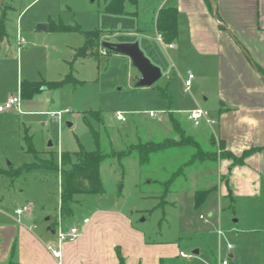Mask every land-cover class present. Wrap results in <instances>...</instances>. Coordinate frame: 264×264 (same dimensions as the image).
Masks as SVG:
<instances>
[{"label": "rangeland", "instance_id": "374dc122", "mask_svg": "<svg viewBox=\"0 0 264 264\" xmlns=\"http://www.w3.org/2000/svg\"><path fill=\"white\" fill-rule=\"evenodd\" d=\"M107 4L108 0H0V23L6 32L0 39V105L18 93L23 81L68 79L33 99H46L49 109L70 110L60 124L48 115L32 113L0 117V165L16 169L39 161L58 164L62 151L80 148L108 154L100 166L103 192L75 194L62 211L59 171L42 166L15 177L0 175V210L13 216L17 207L29 205L38 225H54L67 232L72 225L80 231L84 217L95 208L112 206L147 241L180 245L191 255L189 264H214L222 259L264 264V195L257 201L234 202L221 196L218 162L224 153L220 142L202 126H194L184 113L198 91L193 86L184 92L180 75L188 74L189 64L171 66L163 49L169 44L162 38V46L152 25L144 24L143 7L137 16L107 11ZM127 9L136 10L134 6ZM40 23H48L49 30H38ZM63 26L73 29H57ZM95 29L100 31L99 45L89 51L93 53L77 55L85 44L82 31ZM18 36L25 39L23 45ZM103 42H140L153 62L149 50L154 49L163 60L159 62L164 65L163 76L152 86H138L141 74L131 59L107 51ZM198 100L205 105L204 95H198ZM30 102L23 100L26 108L27 104L31 108ZM151 111L157 116H150ZM119 113L127 120L119 121ZM170 116L179 120L186 134L196 136L205 160H193L195 147L186 145L155 154L148 164L140 163L131 145L180 140ZM123 151L124 156L112 154ZM187 162L182 173L172 177ZM197 191L207 192L200 203H196ZM15 215L24 223L23 215ZM195 245L203 253L195 254Z\"/></svg>", "mask_w": 264, "mask_h": 264}, {"label": "crops", "instance_id": "0c3cea01", "mask_svg": "<svg viewBox=\"0 0 264 264\" xmlns=\"http://www.w3.org/2000/svg\"><path fill=\"white\" fill-rule=\"evenodd\" d=\"M140 7L141 19L152 25L158 40V15L166 8L176 10V39L169 47L159 41L172 67L187 63L188 71L195 75L192 89L194 86L198 91L184 113L188 117L190 110L210 105L209 111L218 122L201 125L208 136L222 142L225 150L237 157L252 150L240 164H234L231 158L220 159L219 191L232 202L240 198L257 201L264 195V0H137L136 10L132 11L137 16ZM139 29L145 31L144 27ZM149 51L156 60L152 62L162 71L164 65L159 62L163 60L158 52ZM180 77L184 84L187 74ZM45 90L49 89L44 87L42 92ZM198 95H204L205 105H201ZM28 101L33 103L31 108L23 104V112H0V117L47 115L53 110L44 98ZM31 212L23 214L22 223L16 213L12 216L0 210V264H120L119 255L125 264H189L191 258L180 256L184 249L176 242L147 241L132 221L112 206H99L89 212L81 222L79 236L64 241L59 240L62 229L38 225ZM195 248L194 252L199 250L195 254L203 253L199 245ZM52 250H60L61 257L54 256Z\"/></svg>", "mask_w": 264, "mask_h": 264}, {"label": "trees", "instance_id": "16d2710c", "mask_svg": "<svg viewBox=\"0 0 264 264\" xmlns=\"http://www.w3.org/2000/svg\"><path fill=\"white\" fill-rule=\"evenodd\" d=\"M137 0H108L106 10L114 13H133L129 11L127 7L135 6ZM68 26L63 28H57L59 31L71 30ZM73 29V28H72ZM76 29V28H75ZM74 29V30H75ZM157 29L162 35L163 41L171 44L177 37V20L176 10L173 8L163 9L157 18ZM85 36V44L79 49L77 55L85 56L88 55L91 49H94L96 45H99L100 31L88 30L82 31ZM6 35L5 29L3 28L2 22L0 23V39ZM107 51H111L106 49ZM68 81L64 79L62 81L46 82L42 81H23L21 82V93L23 100L32 99L35 94L41 93L43 88L47 89L56 88L62 85V83ZM170 122L180 136V140L176 141L172 138L162 142H139L131 145V148L138 152L139 161L141 164H148L152 156L162 151H166L170 148L182 147V146H193L195 151L192 154L193 160L203 161L202 150L199 142L193 137L186 134V131L181 127L179 120L176 117L170 116ZM97 139V136H95ZM220 147L223 149L224 155L221 159L231 158L234 164H240L244 162V158L251 153L252 150L244 152L241 157L235 156L233 153L226 151L222 142ZM113 155L124 156L127 154L126 151L121 153L113 152ZM108 156L101 150L87 151L84 148H80L77 151H62L59 156V163L51 161H39L30 164H26L16 169H2L0 168V174L7 176L19 175L23 170H30L38 167H50L52 169H58L60 175V194H61V210H63L67 204L72 200L75 194H89V193H101L103 192V185L100 176V166L102 161ZM192 160V161H193ZM189 162L184 163L183 166L173 172L172 177H176L182 173V170ZM207 196L206 191H197L196 203H200L205 200ZM120 264H125L124 258L119 255Z\"/></svg>", "mask_w": 264, "mask_h": 264}, {"label": "built area", "instance_id": "2783aa9c", "mask_svg": "<svg viewBox=\"0 0 264 264\" xmlns=\"http://www.w3.org/2000/svg\"><path fill=\"white\" fill-rule=\"evenodd\" d=\"M159 40L162 41V36L159 35ZM18 41L20 45H23L25 42L24 38H21L18 36ZM195 78L194 73L188 71L187 78L184 80V90L185 92H190L192 89V84H193V79ZM8 111H18V112H23V97L21 93V88H19L18 93L16 94H11L8 99L0 105V112H8ZM70 110L68 109H62V110H52L46 112V114L54 121L57 123H61V121L64 118V115L66 113H69ZM150 116L156 117L157 113L155 111H151ZM117 119L119 121H126L125 115L119 113L117 115ZM188 119L194 124V126H201L203 124L207 125H214L218 122V120L212 116L211 112L205 108L202 107H197L193 110H190L188 112ZM27 211H29V205H24L23 207H18L15 210V213L20 217L21 215L25 214ZM79 229L74 227L71 228L70 231L64 232L61 231L59 232V240L64 241V240H73L79 236ZM228 248L231 249L232 245H228ZM54 256L56 257H61V251L60 250H52ZM180 256L182 257H191L190 254H188L185 251L180 252ZM218 264H232L231 260L229 259H222L219 261Z\"/></svg>", "mask_w": 264, "mask_h": 264}, {"label": "water", "instance_id": "95a60500", "mask_svg": "<svg viewBox=\"0 0 264 264\" xmlns=\"http://www.w3.org/2000/svg\"><path fill=\"white\" fill-rule=\"evenodd\" d=\"M37 29L47 31L49 30V24L40 23L37 25ZM102 45L106 49L126 55L131 59L133 65L139 70L141 74V78L137 83L138 86L140 87L152 86L162 77V71L160 67L155 65L144 54L138 42L118 43V44L103 42ZM234 221L237 222V219H235ZM198 252L199 250H195L194 253H198Z\"/></svg>", "mask_w": 264, "mask_h": 264}]
</instances>
